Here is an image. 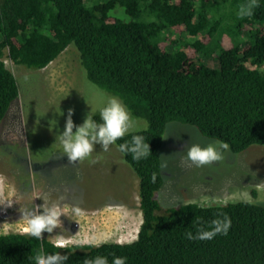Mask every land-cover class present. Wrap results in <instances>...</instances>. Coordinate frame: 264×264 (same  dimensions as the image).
<instances>
[{
    "label": "trees",
    "instance_id": "16d2710c",
    "mask_svg": "<svg viewBox=\"0 0 264 264\" xmlns=\"http://www.w3.org/2000/svg\"><path fill=\"white\" fill-rule=\"evenodd\" d=\"M246 2L0 0V121L19 97L6 52L14 63L40 70L73 43L88 80L148 121L140 134L152 152L139 162L122 153L139 179L142 223L134 241L58 249L43 236L3 233L0 264H33L30 257L41 250L67 254L66 264H83L98 254L109 262L113 254L127 257L126 264H264V202L163 207L157 199L164 182L160 151L170 122L224 140L233 153L264 147V0H255L252 15L239 16ZM207 55L217 67L203 61ZM223 214L231 218L227 235L206 241L183 237L195 231L194 220Z\"/></svg>",
    "mask_w": 264,
    "mask_h": 264
},
{
    "label": "rangeland",
    "instance_id": "374dc122",
    "mask_svg": "<svg viewBox=\"0 0 264 264\" xmlns=\"http://www.w3.org/2000/svg\"><path fill=\"white\" fill-rule=\"evenodd\" d=\"M78 53L72 43L40 70L18 65L5 54L19 97L0 121V234L25 232L23 211L34 210L44 203L38 196L47 195L50 201L63 197L66 211L72 205L80 207L78 215L62 214L61 224L52 233H42L53 242L57 234L65 235L69 244L91 237L102 243L131 242L138 237L142 223L139 179L118 147L103 151L97 144L89 159L68 163L55 142L69 108L74 123L80 124L91 108L95 111L114 95L88 80ZM203 61L218 66L213 56ZM129 112L137 129L148 127L145 118ZM164 137L160 151L164 182L157 192L163 207L188 202H264L263 146L253 145L240 153L229 150L222 161L197 168L182 163L187 145L215 139L177 121L168 124Z\"/></svg>",
    "mask_w": 264,
    "mask_h": 264
},
{
    "label": "clouds",
    "instance_id": "9594fccd",
    "mask_svg": "<svg viewBox=\"0 0 264 264\" xmlns=\"http://www.w3.org/2000/svg\"><path fill=\"white\" fill-rule=\"evenodd\" d=\"M255 6V0H248V2L240 6L238 15H252V10ZM59 113L64 115L62 111ZM97 114L99 120L95 119ZM72 116L73 109L69 108L63 131L58 132L55 139V142L59 143L61 154L66 155L68 163L89 159L92 157L97 144L102 146L103 151H108L110 146L115 145L121 153L125 156L130 155L131 159L137 162L152 155L149 142L140 134V130L135 127L127 106L118 95H109L105 103L95 111L91 108V111L86 114L80 124H75ZM144 128L146 129L147 125ZM130 133V139L124 140L117 145L118 140ZM229 150V144L220 139L212 140L207 144L193 142L187 145L185 155L182 157V163H187L188 166L197 168L212 165L215 162L222 161L224 154ZM89 162L95 163V160L90 159ZM164 166V164L161 165V167ZM151 182H156V173L152 174ZM38 197H42L43 204L36 206L34 210L23 211V217L25 218L24 231L37 240L42 239V233L45 231L52 233L61 224L60 217L62 214L69 216V211L73 215L80 213L78 205H72L66 211L61 203L63 197H60L57 201H50L47 195ZM192 224L195 231L186 230L183 233V237L189 241H206L218 235H227L231 226V218L227 214H223L204 223L194 220ZM57 236L58 239L53 242V247L58 249L66 248L70 241L67 240L65 235L57 234ZM100 243L102 241L96 237L85 238L77 241L75 248L98 247ZM30 259L33 264H66L68 255L61 254L59 251L45 253L41 250L30 257ZM126 260L127 257L113 254L111 262H109L107 256L98 254L91 258L85 257L83 264H126Z\"/></svg>",
    "mask_w": 264,
    "mask_h": 264
}]
</instances>
